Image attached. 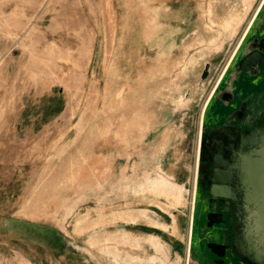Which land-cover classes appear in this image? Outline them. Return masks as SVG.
Segmentation results:
<instances>
[{"label":"rangeland","instance_id":"rangeland-1","mask_svg":"<svg viewBox=\"0 0 264 264\" xmlns=\"http://www.w3.org/2000/svg\"><path fill=\"white\" fill-rule=\"evenodd\" d=\"M262 1L0 0V264H192L203 106Z\"/></svg>","mask_w":264,"mask_h":264},{"label":"flooded vegetation","instance_id":"flooded-vegetation-1","mask_svg":"<svg viewBox=\"0 0 264 264\" xmlns=\"http://www.w3.org/2000/svg\"><path fill=\"white\" fill-rule=\"evenodd\" d=\"M262 44L264 0L211 94L220 93L221 98L210 108L212 116L203 124L200 137V165L191 224L192 264H230L232 258L236 260L233 245L240 237L236 233L239 210L233 199L228 205L225 199L211 194V163L214 152L226 150L227 146H232L230 142L236 140L229 135L238 138L255 126H264L260 117L264 112V66L257 64L251 69H240V61L250 53H257L261 58L259 63L264 62ZM227 206L229 211H223ZM210 214H215L216 218L220 215V221L210 219ZM214 243L226 246L222 250L224 255L213 249L211 244Z\"/></svg>","mask_w":264,"mask_h":264},{"label":"water","instance_id":"water-1","mask_svg":"<svg viewBox=\"0 0 264 264\" xmlns=\"http://www.w3.org/2000/svg\"><path fill=\"white\" fill-rule=\"evenodd\" d=\"M260 60L257 53L247 54L240 61V69H251L257 64L264 66V62L259 63ZM208 74L209 65L202 78L205 79ZM220 98V93L216 92L210 96L203 113V124L208 109L215 106ZM260 117L264 123V112ZM229 136L236 139L230 142L232 146L213 153L211 194L225 199L228 205L231 199L236 201L240 216L236 233L240 237L237 236L235 244H241L244 252L264 264V126H255L238 138ZM223 211L228 212L229 206ZM210 219L219 222L220 215L216 218L215 214H210ZM211 245L219 255H224L222 250L225 245Z\"/></svg>","mask_w":264,"mask_h":264},{"label":"crops","instance_id":"crops-1","mask_svg":"<svg viewBox=\"0 0 264 264\" xmlns=\"http://www.w3.org/2000/svg\"><path fill=\"white\" fill-rule=\"evenodd\" d=\"M223 71V70H222ZM220 79V78H219ZM219 81V80H218ZM217 81V83H218ZM217 83L214 85L211 93L209 96H211L215 86L217 85ZM209 96L206 100V102L209 101ZM206 105V103H205ZM204 105V106H205ZM203 106V107H204ZM195 184V183H194ZM159 187L163 190L165 189V193L168 195V196H172L174 197L175 199H177V201H180V202H183L184 201V198H185V195H184V190H185V187L183 185H180L178 183H176L175 181H172L171 179H168V178H164L162 180V182L160 183ZM177 225V224H176ZM176 227V226H175ZM178 228V227H176ZM61 240V238H60Z\"/></svg>","mask_w":264,"mask_h":264},{"label":"bare ground","instance_id":"bare-ground-1","mask_svg":"<svg viewBox=\"0 0 264 264\" xmlns=\"http://www.w3.org/2000/svg\"><path fill=\"white\" fill-rule=\"evenodd\" d=\"M204 72V71H203ZM222 73H223V71H222ZM221 75L222 74H220V76H219V78L221 77ZM219 80V79H218ZM206 104H208V102H205ZM205 105V104H204ZM205 107H206V105L203 107V112H202V115H201V122H200V131H199V138L200 137H202V125H203V113H204V109H205ZM200 140V139H199ZM198 148H200V147H198ZM198 153H199V151H198ZM199 155L200 154H198V156L197 157H199ZM200 158V157H199ZM199 159H197V163H196V169H195V184H196V181H197V174H198V167H199ZM194 184V192H193V200H192V204L194 203V201H195V195H196V190H195V188H196V185ZM193 208H195V204H193V206H192ZM192 208V209H193ZM191 209V210H192ZM192 217H193V212H192ZM193 220V219H192ZM191 225V224H190ZM190 233V232H189ZM190 236H191V233H190ZM190 240V239H189ZM190 244V243H189ZM187 262H189L188 260H187Z\"/></svg>","mask_w":264,"mask_h":264},{"label":"built area","instance_id":"built-area-1","mask_svg":"<svg viewBox=\"0 0 264 264\" xmlns=\"http://www.w3.org/2000/svg\"><path fill=\"white\" fill-rule=\"evenodd\" d=\"M194 204V203H193Z\"/></svg>","mask_w":264,"mask_h":264}]
</instances>
